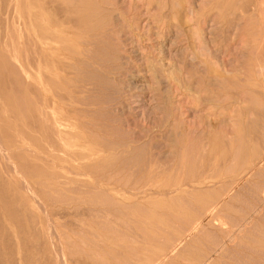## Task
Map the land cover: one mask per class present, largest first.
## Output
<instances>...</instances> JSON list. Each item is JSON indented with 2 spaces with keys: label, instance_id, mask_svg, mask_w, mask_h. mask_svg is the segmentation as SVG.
Returning a JSON list of instances; mask_svg holds the SVG:
<instances>
[{
  "label": "rangeland",
  "instance_id": "obj_1",
  "mask_svg": "<svg viewBox=\"0 0 264 264\" xmlns=\"http://www.w3.org/2000/svg\"><path fill=\"white\" fill-rule=\"evenodd\" d=\"M27 1L0 0V264H264V160H232L264 122V21L221 0ZM74 144L154 169L90 170Z\"/></svg>",
  "mask_w": 264,
  "mask_h": 264
},
{
  "label": "bare ground",
  "instance_id": "obj_2",
  "mask_svg": "<svg viewBox=\"0 0 264 264\" xmlns=\"http://www.w3.org/2000/svg\"><path fill=\"white\" fill-rule=\"evenodd\" d=\"M21 1V0H20ZM27 1V0H26ZM36 1V0H35ZM47 1H49V0H47ZM55 1V0H54ZM95 1V0H94ZM27 2H29V1H27ZM38 2V1H37ZM50 2V1H49ZM67 2H69V1H67ZM73 2H74V0H73ZM73 2H72V4H71V2L70 3H68V4H64L62 1H60L59 3H57V4H54L53 6H50V8H49V10L50 9H53L55 12H57V14L58 13H62V12H64L63 14H68V13H70V12H74L77 8H76V6L73 4ZM99 2V1H98ZM55 3H56V1H55ZM75 3V2H74ZM214 3V2H213ZM217 3H219V2H217ZM26 4V3H25ZM47 4H48V2H47ZM96 4H97V1H96ZM33 5V4H32ZM50 5V4H49ZM26 6H27V4H26ZM28 6H29V3H28ZM28 6H27V8H28ZM37 6V5H36ZM99 6V5H98ZM103 6V5H102ZM101 6V3H100V6L99 7H102ZM39 7V6H38ZM43 7V6H42ZM219 7L220 8H223V9H225V10H230V13L228 12V14H230L231 15V11H239V13H241L242 14V16H244V15H248V14H253V15H257V19H259V22L261 23V21H264V0H221L220 1V4H219ZM26 8V9H27ZM35 8V7H34ZM34 8H33V10H34ZM81 8H83V5L81 4ZM87 8H89L88 6H85V8H84V10H86ZM103 8V7H102ZM30 9H32L31 8V6H30ZM36 10V9H35ZM37 10L40 12V10H39V8H37ZM27 11L29 12V10L27 9ZM50 13H52L51 11H50ZM223 13V12H222ZM237 15L239 14V13H237V12H235ZM234 13V14H235ZM36 14H38V12H36ZM41 14V13H40ZM43 14V13H42ZM108 14V13H107ZM31 14L29 13V16H30ZM39 15V14H38ZM84 15V14H83ZM87 15V14H86ZM219 15V14H218ZM26 16V15H25ZM46 14H43V18L45 17L46 18ZM51 16V15H50ZM71 17H66V19L68 20V21H70L71 20V23H72V20L74 21L73 22V25H74V23H76V24H78V22H77V20H78V16L76 17V16H73L72 17V15H70ZM227 16V15H226ZM250 16V15H249ZM41 17H42V15H41ZM60 17V16H59ZM248 17V16H247ZM246 17V18H247ZM105 18V17H104ZM252 18V17H251ZM251 18H249V19H251ZM32 19V18H31ZM30 19V20H31ZM81 19H83V18H81ZM226 19V18H225ZM241 19V18H240ZM42 20V19H41ZM46 20V19H45ZM97 20V19H96ZM95 20V21H96ZM37 21V20H36ZM47 22H48V20H46ZM76 21V22H75ZM86 21V20H85ZM99 21V20H98ZM100 21L101 22H103V20L102 19H100ZM97 22L96 24L97 25H93L91 28H93V29H95V28H97V27H99V26H101V22ZM242 21H244V20H242ZM42 22V21H41ZM222 22V21H221ZM226 21H224V23H225ZM236 22V21H235ZM249 22V21H248ZM255 22V21H254ZM31 23H33V22H31ZM30 23V24H31ZM45 23V22H44ZM43 23V24H44ZM79 23H80V21H79ZM40 24V23H39ZM227 24V23H226ZM250 24V23H249ZM249 24H248V26H249ZM252 24V23H251ZM38 25V24H37ZM80 25H82V24H80ZM255 25V24H254ZM262 25V24H261ZM40 26V25H39ZM42 26H44V25H42ZM41 26V27H42ZM47 26H49V24H47ZM78 26V25H77ZM246 26V25H245ZM257 26V25H256ZM41 27H39L40 29H41ZM46 27V26H45ZM259 27V26H258ZM257 27V28H258ZM31 27L29 26V29H30ZM43 28V27H42ZM48 28V27H47ZM51 27H49V29H50ZM54 28V27H53ZM18 29V28H17ZM72 29V28H71ZM43 30V29H42ZM51 30V29H50ZM60 30V29H59ZM67 30V29H66ZM259 30V32H260V34H261V39H262V42H264V26H261L260 27V29H258ZM45 31V30H44ZM73 31V33L75 34V32L76 31H74V30H72ZM93 31H95V30H93ZM97 31V30H96ZM95 31V32H96ZM54 32V31H53ZM62 32V31H61ZM66 32V31H65ZM68 32V31H67ZM100 32H101V30H100ZM256 32V31H255ZM43 33V32H42ZM46 33H47V31H46ZM45 33V34H46ZM58 33V32H57ZM57 33H55L54 32V35H56ZM69 33V32H68ZM78 33V32H77ZM244 33V32H243ZM34 34V33H33ZM47 34H49V33H47ZM80 35H81V33H79ZM105 34V33H104ZM65 35H67V34H65ZM64 34H63V36H65ZM77 35V34H76ZM94 35V34H93ZM97 35V34H96ZM254 35V34H253ZM29 36H31V35H29ZM33 36H35V35H33ZM70 36L71 35H69V38H70ZM82 36V35H81ZM87 36H90V34L89 35H87ZM255 36H256V33H255ZM26 37H27V35H26ZM61 37V36H60ZM67 37V36H66ZM73 37V36H72ZM85 37V36H84ZM33 38V37H32ZM40 38V37H39ZM48 38V37H47ZM46 38V39H47ZM74 38V37H73ZM106 38V37H105ZM38 40V38L36 39V41ZM42 40H44V38L42 37ZM41 40V41H42ZM48 40H50V39H48ZM258 40V39H257ZM34 41V40H33ZM52 41V40H51ZM50 41V42H51ZM74 41V40H73ZM35 42V41H34ZM38 42H39V40H38ZM43 42V41H42ZM42 42L40 43V44H42ZM47 42V41H46ZM78 41H76V43H77ZM52 43H53V41H52ZM67 43V42H66ZM69 44H70V41L68 42ZM80 43V42H79ZM85 43V42H84ZM91 43H93V42H91ZM34 45V44H33ZM47 45L49 46V45H51V43L49 44H46L45 46L47 47ZM53 45V44H52ZM66 45H68V44H66ZM71 45H72V42H71ZM38 46V45H37ZM40 46H42V45H40ZM54 46H55V44H54ZM57 46V45H56ZM59 46V45H58ZM35 47V46H34ZM52 48V47H51ZM57 48V47H56ZM55 48V49H56ZM59 48V47H58ZM32 49V48H31ZM35 50V49H34ZM34 50L32 51L33 52V55H34ZM51 50V49H50ZM50 50H48L49 52H48V54L51 52ZM103 50V49H102ZM264 50V49H263ZM60 51H61V48H60ZM104 51V50H103ZM31 52V53H32ZM46 52V51H45ZM56 52H59V51H56ZM56 52L54 53V55L56 54ZM93 52V51H92ZM36 53H37V49H36ZM62 53H65V52H63L62 51ZM45 54H47V52L45 53ZM37 55V54H36ZM51 55L53 56V54L51 53ZM64 55V54H63ZM55 56H57V55H55ZM71 56V55H70ZM37 57V56H36ZM40 57H41V55H40ZM65 57V56H64ZM68 57V56H67ZM66 58V57H65ZM70 58H72V57H70ZM74 58H75V56H74ZM73 58V59H74ZM99 58V57H98ZM49 59V58H48ZM58 59H59V56H58ZM67 59H69V58H67ZM39 60H40V58H39ZM47 60V59H46ZM64 60V59H63ZM45 64H46V62H45ZM48 64H49V62H48ZM54 65V64H53ZM47 67V66H46ZM53 67V66H52ZM54 70H55V67H54ZM53 74H54V71H53ZM49 79V78H48ZM52 79V78H51ZM50 80V79H49ZM53 80H55V79H53ZM54 86V85H53ZM49 98V97H48ZM49 100V99H48ZM239 100V99H238ZM44 104V103H43ZM229 107V106H228ZM262 115V114H261ZM47 120H48V118H46ZM58 119H59V117H56V116H53V119L52 120H50L51 122H50V127H48V133H46V134H48V136L49 137H46V139L44 140V144H43V154H46L47 156H45L44 158H46V159H48V160H46V161H44V165H45V167H48L49 168V166L50 165H52V164H54V162L56 163V161H59L60 160V154H59V152L60 151H58L59 150V147L60 146H62V145H65L63 142L65 141V139L62 137L64 134H65V130L61 127V124L58 122ZM44 122H45V120H44ZM45 125L46 124H48V122H46V123H44ZM231 127V126H230ZM260 128H258V129H256V132L255 133H251L250 134V137L249 138H246V139H244L241 143H240V145H239V147L237 148V150H236V155L235 156H233V158H232V160L234 161V160H237V161H240V160H243V159H246V158H248L249 159V164H248V166L246 167V169L242 172V173H246V174H248L249 172H251L252 170H254L256 167H257V169H258V164L259 163H261L263 160H264V122L261 124V126H259ZM106 128V127H105ZM1 138V137H0ZM204 138H206L205 136H204ZM202 140V139H201ZM225 140V139H224ZM58 141H60L61 142V145L59 146V144H58ZM2 142V141H1ZM0 142V156H3V154H4V152H5V146L2 144ZM119 142V141H118ZM204 142H205V139H204ZM206 142H208V141H206ZM115 143V142H114ZM126 143V142H125ZM124 143V144H125ZM229 143V142H228ZM111 144V143H110ZM118 144V143H117ZM124 144H121V146H123ZM197 144H198V146H199V144H200V147H201V144H202V142L201 143H199V142H197ZM257 144H260V145H262V148H257ZM48 145L51 147V149L48 147ZM111 145H113V143L111 144ZM125 145H127V143L125 144ZM203 145V144H202ZM77 146V144H74L72 147L71 146H69V150H68V152H67V154L70 156V157H72V158H80V159H85V158H88L89 159V161H87V162H82V161H80V163H81V165L83 166V167H86V168H88V169H90V170H94V171H96V170H99L100 172H102L103 170H110L111 172L113 171L114 173H117V172H119L120 170H123L124 168H127V167H133V169L134 170H136L137 172L138 171H140L141 173H144V174H150V173H152V171H153V167L151 166V165H148V164H146L145 165V163L143 162V163H138V165L139 166H137V167H135L134 168V166L130 163V162H128L127 160H126V158L125 157H122L121 159H119V160H116L117 158H115V159H113V160H111L108 164L107 163H105L106 162V160H105V158H103V157H100V154H99V157L98 156H96L95 155V153H93L91 150H90V148L89 147H85V145H80L79 146V148H77L76 147ZM108 146H109V144H108ZM197 145L195 144V145H192V148L193 147H196ZM204 146H207V145H205V143H204ZM114 147V146H113ZM116 147V146H115ZM199 147V148H200ZM66 148V147H65ZM191 148V147H190ZM204 148V147H203ZM205 149H206V147H205ZM125 150V149H124ZM194 150V149H193ZM197 150V149H196ZM202 150V149H201ZM125 151H127V150H125ZM144 151V150H143ZM191 151H192V149H191ZM205 152H206V150H204ZM122 152V151H121ZM140 152H141V150H140ZM194 152V154H198V151L197 152H195V151H193ZM203 152V151H202ZM204 152V153H205ZM99 153V152H98ZM114 153V152H113ZM138 153V152H137ZM144 153V152H143ZM142 153V154H143ZM6 154H7V150H6ZM205 155V154H204ZM6 157V156H5ZM143 157V159H144V155L142 156ZM49 158H50V160H49ZM129 158V157H128ZM137 159V158H136ZM193 159V158H192ZM9 160V159H8ZM140 160H141V158H140ZM147 160V159H146ZM11 161V160H10ZM143 161V160H142ZM141 161V162H142ZM202 161L203 160H201L200 161V164H201V166H202V169L203 168H205L203 165V163H202ZM8 162V164H9V161H7ZM7 162H6V164H7ZM62 162H63V160H62ZM139 162V161H138ZM146 162H148V160L146 161ZM150 163V162H149ZM151 164V163H150ZM198 166H200V165H198V164H195L193 167L194 168H198ZM3 167V166H2ZM47 168V169H48ZM12 169V168H11ZM133 170V171H134ZM192 171V170H191ZM14 172V171H13ZM113 173V174H114ZM199 174H200V172H199ZM203 174H204V169H203ZM143 176V175H142ZM206 177H202V179L201 180H199L198 181V184H204V183H206ZM236 181H238V180H236ZM235 181V182H236ZM220 182V181H219ZM234 183V182H233ZM24 184V183H23ZM207 184H208V182H207ZM206 184V185H207ZM214 184H215V182H214ZM213 184V185H214ZM25 186H26V184H24ZM28 185V184H27ZM177 185V184H176ZM206 185H204V186H206ZM210 185V184H209ZM212 185V184H211ZM105 186L106 185H104V187H102V185H101V187L100 188H105ZM199 186H201V185H199ZM217 186V185H216ZM12 198V197H11ZM216 205V204H215ZM215 205L214 206H212V207H210V208H214L215 207ZM14 207V206H13ZM15 208V207H14ZM212 209H210V210H212ZM215 209V208H214ZM9 210V209H8ZM209 210V209H208ZM207 211V210H206ZM214 211V210H213ZM10 212V211H9ZM16 214V213H15ZM205 214H206V212H205ZM51 219V218H50ZM47 221H49V220H47ZM221 221V220H220ZM51 222V221H50ZM47 223V222H46ZM49 224V222L47 223V225ZM48 229V228H47ZM54 233V232H53ZM55 237H56V235H55ZM39 244V243H38ZM52 245V244H51ZM36 247H37V245H36ZM42 247V246H41ZM53 247V246H52ZM60 248V247H59ZM33 249V248H32ZM54 250V249H53ZM61 255V254H60ZM62 261V260H61ZM63 264V263H62Z\"/></svg>",
  "mask_w": 264,
  "mask_h": 264
}]
</instances>
